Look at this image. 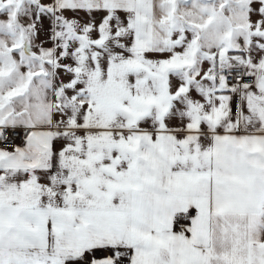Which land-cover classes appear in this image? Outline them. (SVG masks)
Masks as SVG:
<instances>
[{
	"label": "snow or ice",
	"instance_id": "1",
	"mask_svg": "<svg viewBox=\"0 0 264 264\" xmlns=\"http://www.w3.org/2000/svg\"><path fill=\"white\" fill-rule=\"evenodd\" d=\"M0 264H264V0H0Z\"/></svg>",
	"mask_w": 264,
	"mask_h": 264
}]
</instances>
